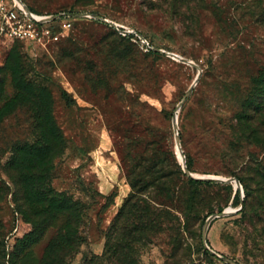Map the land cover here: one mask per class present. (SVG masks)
<instances>
[{
	"label": "rangeland",
	"instance_id": "1",
	"mask_svg": "<svg viewBox=\"0 0 264 264\" xmlns=\"http://www.w3.org/2000/svg\"><path fill=\"white\" fill-rule=\"evenodd\" d=\"M25 1L90 17L45 46L0 38L5 263L45 264L55 236L36 242L6 174L35 148L45 178L51 117L64 144L49 185L85 209L81 245L65 264H264V0ZM115 24L179 58L151 54ZM208 177L224 181H189ZM239 179L247 198L242 183L226 182Z\"/></svg>",
	"mask_w": 264,
	"mask_h": 264
},
{
	"label": "trees",
	"instance_id": "2",
	"mask_svg": "<svg viewBox=\"0 0 264 264\" xmlns=\"http://www.w3.org/2000/svg\"><path fill=\"white\" fill-rule=\"evenodd\" d=\"M22 1L28 5L31 11L42 13L31 7L25 0ZM124 38L132 40L135 37L128 36ZM149 52L156 56L162 55L156 51ZM50 123L54 126L55 132H50L49 134L45 132V168L42 169L45 178L43 179V177L38 176L40 162L33 157V154L36 153L35 148H31L32 152L25 150V152H28L26 156L30 155L27 156L29 158H25L24 155L15 156V158L7 164L6 174L15 189L13 197L17 210L19 213L26 216L27 222L33 226L35 230L33 234L34 237H36V242H38L44 234L46 235L50 229L55 230V236L45 250V264H65V261L75 254L81 245L80 224L84 217L85 209L79 202L73 200L65 193L55 191L49 185L48 174L51 171V164L58 150L56 143L59 142L61 145L64 144V137L61 136V132L59 134V129H57L55 121L51 117ZM187 167L191 170L189 162H187ZM189 181L192 184H215L214 181L194 179H189ZM239 181L242 183L240 179ZM244 188L247 198L249 196V191L246 186H244ZM113 196L114 198L109 203V206L115 203L117 195ZM236 196L239 200L238 192ZM243 203L246 204V200ZM125 208L126 205L123 206L116 219H118V216L121 215ZM3 245V242H0V258L3 260L2 264H6L5 259L7 253ZM27 248H29V246L26 245L25 247L24 244L18 257H20ZM9 259L8 263L12 262V259H15L14 254H11Z\"/></svg>",
	"mask_w": 264,
	"mask_h": 264
},
{
	"label": "built area",
	"instance_id": "3",
	"mask_svg": "<svg viewBox=\"0 0 264 264\" xmlns=\"http://www.w3.org/2000/svg\"><path fill=\"white\" fill-rule=\"evenodd\" d=\"M82 17L77 13H35L22 0H0V38L18 43L45 46L68 36L74 22ZM122 36H134L146 51H153L151 44L135 31L125 30L115 24Z\"/></svg>",
	"mask_w": 264,
	"mask_h": 264
},
{
	"label": "water",
	"instance_id": "4",
	"mask_svg": "<svg viewBox=\"0 0 264 264\" xmlns=\"http://www.w3.org/2000/svg\"><path fill=\"white\" fill-rule=\"evenodd\" d=\"M80 16H85V15H81V14H80ZM98 19H100V18H98ZM100 20H101V19H100ZM105 22H107V21H105ZM153 51L159 52V53H161V54H167V55H170V56H173V57H177V58H179L177 55H175V54H171V53H167V52L164 51V50L153 49ZM198 80H199V77H197V79H196V83L198 82ZM192 92H193V90H190V92L186 95V97L181 101V103L178 105V110H180V109L184 106V104L187 102L188 97L191 95ZM174 122L177 124V120H176V119H175ZM175 123H174V125H176ZM176 146H177V149L179 150V152L181 153V158L183 159V151H182V148H181V142H180V138H179V137L176 139ZM182 167H183L185 173H187L188 171H187V167H186V165H185V161H184V160H182ZM189 174H190V173H189ZM190 176H192V175L190 174ZM203 180H204V179H203ZM205 180L224 181L223 179L216 178V177H208V178H206ZM226 182H232V183H235V188H236V189H238V188L243 189L241 183H240L238 180H226ZM225 215H226V213L223 212V213H221V214L219 215V217H222V216H225ZM207 230H208V225L205 226V228H204V233H203V241L205 242V244H206V233H207Z\"/></svg>",
	"mask_w": 264,
	"mask_h": 264
},
{
	"label": "bare ground",
	"instance_id": "5",
	"mask_svg": "<svg viewBox=\"0 0 264 264\" xmlns=\"http://www.w3.org/2000/svg\"><path fill=\"white\" fill-rule=\"evenodd\" d=\"M197 83H195V85H196ZM195 85L194 86H192L191 87V89L190 90H193L194 89V87H195ZM190 92V91H189ZM177 151L179 152V150L177 149ZM180 153V152H179ZM181 154V153H180Z\"/></svg>",
	"mask_w": 264,
	"mask_h": 264
}]
</instances>
